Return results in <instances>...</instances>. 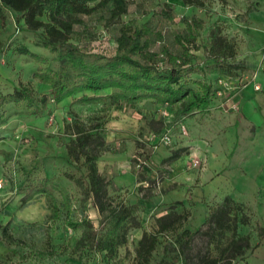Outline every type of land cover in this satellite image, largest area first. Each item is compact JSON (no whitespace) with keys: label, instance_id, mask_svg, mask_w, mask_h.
<instances>
[{"label":"rangeland","instance_id":"374dc122","mask_svg":"<svg viewBox=\"0 0 264 264\" xmlns=\"http://www.w3.org/2000/svg\"><path fill=\"white\" fill-rule=\"evenodd\" d=\"M86 1L95 6L100 0ZM128 2V12L120 18H111L106 7L80 15L81 23L76 25L71 42L86 46L91 54L112 55L121 28L134 30L148 24L152 33L144 39L151 40L149 48L164 58V49L181 52L178 37L188 35L184 20L197 16L201 28L191 49L200 67L213 62L208 52L211 34L216 31L235 44L236 55L229 60L236 66L231 77L235 82L245 86L264 76V0H199V5H187L183 0ZM166 4H172L170 17L163 15L168 8ZM2 14L0 264H135L139 241L145 232L157 230V218L184 210L189 215L182 227L159 235L152 264H184L176 258L179 236L185 229L199 228L188 257V264H198L209 252L219 254L215 245L208 242L210 231L206 221L210 210L227 195L244 203L250 216V223L240 225L238 234L248 235L251 246L232 264H264V194L255 190L253 177L244 178L240 172L243 169L240 161L245 156L252 160L254 154L253 147L240 152L242 141L244 136L252 141L255 130L252 125L244 128V122L237 121L240 109L235 102H228L232 96L229 91L226 95L217 94L209 110L193 111L181 120L175 119L176 107L159 105L152 99L134 108L112 105L109 101L79 104L76 99L81 94L56 102L51 94L53 85L34 77L39 63L32 56L15 51L26 45L32 52L48 58L47 65L59 71L54 55L38 45L46 36L45 28L28 29L21 13L12 9H4ZM43 20L48 22V15ZM66 76L72 78L69 73ZM202 77L192 75L193 79ZM19 84L33 86L37 96L47 97L46 104L40 102L27 109L2 99ZM186 84L196 87L192 80ZM256 86L262 88L260 83ZM75 122H82L89 129L97 124L102 126L98 129L99 142L88 150L98 155L108 203L114 207L138 205L134 219L127 225V242L120 246L115 258L109 259L106 252H95L79 244L87 221L99 232L106 223L85 189V157L68 154L75 139L70 133ZM182 125L187 134L182 132ZM165 133L171 135V144L160 141ZM199 158H206L205 164L214 169L213 174L204 171L203 166L193 165ZM46 178L62 188L54 190L62 205L56 219L49 217L51 211L44 194L23 202L28 189ZM243 183L248 188L244 189ZM66 219L83 225L75 231L66 224ZM7 224L8 232L17 239L15 242L2 233ZM229 236L227 233L219 238L225 244ZM51 250L58 253L49 255Z\"/></svg>","mask_w":264,"mask_h":264},{"label":"trees","instance_id":"16d2710c","mask_svg":"<svg viewBox=\"0 0 264 264\" xmlns=\"http://www.w3.org/2000/svg\"><path fill=\"white\" fill-rule=\"evenodd\" d=\"M183 1L187 5H199V0ZM128 4V0H100L95 6H89L86 0H0V15H3L4 9H12L21 13L28 29L45 28L46 36L38 45L49 49L54 55L53 60L59 62V71L47 65L48 58L32 52L26 45L19 46L15 51L30 55L39 63L34 77L42 83L53 85L51 94L56 102L81 94L76 99L79 104L109 101L112 105H127L134 108L141 102L152 99L159 105L176 107L174 116L177 120L196 110H209L220 89L219 80L235 75L236 66L229 60L235 57L236 48L231 40L220 32L213 31L208 52L213 62L200 67L195 62L196 55L191 49L196 45L201 28V20L197 16L184 20L188 35L178 37L183 47L181 52L175 53L164 49L162 52L164 58L149 48L151 40L144 39L152 33L148 24L134 30L121 28L120 34L115 37L116 52L112 55L91 54L86 46L71 42L76 25L81 23L80 15L91 14L100 7H106L110 17L116 19L128 12ZM166 5L168 8L163 10V15L170 17L172 4ZM45 15H48V22L43 20ZM196 49H199L198 46ZM67 73L71 74L72 78H68ZM194 74H202L203 77L193 79ZM190 80L196 84L195 88L187 86L186 83ZM105 90L111 92L107 95L99 94ZM2 99L12 101L16 107L27 109L37 106L40 102L43 105L47 102L46 96L40 98L33 86L28 84L17 85L12 93L3 96ZM1 104L2 100L0 106ZM3 118L4 113L0 110V120ZM101 127L97 124L89 129L84 123L75 122L70 132L75 135V139L68 147V154L74 158L81 155L85 157L87 166L85 189L106 223L103 231L99 232L93 230L87 221L79 244L87 245L95 252H106L110 259L115 258L120 246L127 242V225L134 219L138 205L114 207L106 199L105 184L97 164L98 155L88 150L94 143L99 142L101 135L98 129ZM61 189L52 179L46 178L43 183L28 189L23 202H28L37 194H44L51 211L49 217L59 218L62 205L54 190ZM246 209L244 203L227 195L220 204L210 210L206 221L210 231L208 242L215 245L219 254L214 256L209 252L199 259L198 264H232L237 257L246 253L251 246L250 237L238 234L240 225L250 223ZM188 215L189 212L184 210L182 213L170 212L157 218V230L145 232L139 241L135 264H152L159 235L181 228ZM65 221L75 231L83 225L70 219ZM8 228V224L5 225L2 233L10 242H15L17 239L8 232ZM199 232V228L194 231L189 229L182 231L176 254L178 261L188 264L191 243ZM227 233H230V236L223 244L219 237ZM48 253L56 255L58 252L51 250ZM42 255L45 257L46 253Z\"/></svg>","mask_w":264,"mask_h":264},{"label":"crops","instance_id":"0c3cea01","mask_svg":"<svg viewBox=\"0 0 264 264\" xmlns=\"http://www.w3.org/2000/svg\"><path fill=\"white\" fill-rule=\"evenodd\" d=\"M229 84L233 89H227L229 95L228 102H235L240 111L237 116V121L244 122L246 126H253L255 130L254 139L252 141L246 140V136L241 144L240 152H246L250 147L254 148L252 160L245 156L240 162L243 164V169L240 171L244 178L253 177L255 190L260 189L264 194V76H259L255 82H250L247 85H240L234 79L229 77ZM256 83H260L262 88L257 89ZM69 99V98H67ZM236 121V122H237ZM206 160V158H204ZM205 164L203 170L208 174H213L214 169L208 168ZM244 189L248 188L246 183Z\"/></svg>","mask_w":264,"mask_h":264},{"label":"built area","instance_id":"2783aa9c","mask_svg":"<svg viewBox=\"0 0 264 264\" xmlns=\"http://www.w3.org/2000/svg\"><path fill=\"white\" fill-rule=\"evenodd\" d=\"M229 79L230 78H222L219 80V85H220V89L218 91L219 95H223L225 94V92L227 91V89H233L234 87H231L229 84ZM257 89L260 88V86H256ZM182 132L184 134H187V128L185 127V125H182ZM160 141L163 142L164 144H171L172 143V139H171V135L168 133H165L163 135L160 136ZM194 166L200 167L205 165V161L202 160V158L196 159L195 160V164H193ZM2 187V183L0 182V188Z\"/></svg>","mask_w":264,"mask_h":264}]
</instances>
